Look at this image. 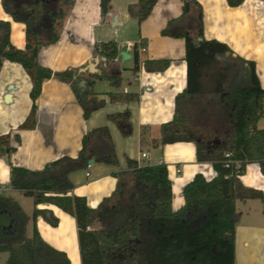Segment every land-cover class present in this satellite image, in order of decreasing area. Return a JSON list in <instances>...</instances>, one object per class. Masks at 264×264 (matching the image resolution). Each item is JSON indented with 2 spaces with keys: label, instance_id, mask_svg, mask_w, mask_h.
I'll return each mask as SVG.
<instances>
[{
  "label": "trees",
  "instance_id": "trees-1",
  "mask_svg": "<svg viewBox=\"0 0 264 264\" xmlns=\"http://www.w3.org/2000/svg\"><path fill=\"white\" fill-rule=\"evenodd\" d=\"M12 1L1 0V3L14 21L25 25V46L19 49L11 44L10 23L0 20V67L3 60L18 63L31 81L30 111L17 130L36 126V99L43 81L50 77L70 81L83 117L88 118L103 104L93 91L95 82L111 79L100 73L84 77L72 71L53 72L40 66L37 60L39 47L59 38L60 22L65 17L63 5L68 0H57L53 10L45 9L46 0H29L10 9ZM156 1L138 0L128 7V13L141 22L151 13ZM226 2L235 7L243 0ZM107 3L108 0H100L102 16ZM192 5L198 6V11L194 22H188ZM44 16L45 36L41 33ZM188 23L193 24L200 37L198 42L187 28ZM161 35L184 40L186 86L174 97V115L161 124L159 141L161 144L193 142L196 160L210 162L216 173L210 180L195 174L182 190V207L176 211L171 208V181L165 164L151 165L129 158L127 170L116 173L118 180L112 195L98 207H88L84 196L69 194L70 171L85 167L91 159L117 164L106 126L94 128L82 137L76 158H58L41 170L10 167L9 186L31 197L34 206L48 203L74 217L81 264H235L236 201L259 199L264 213V193L245 187L239 179L245 165L252 162L259 165L264 176V129L256 126L264 116V88L260 86L254 62L239 57L222 42L203 37L202 11L195 0H182L181 14L167 22ZM94 52L112 62L118 54L117 44L96 43ZM133 61L132 69L136 70V44ZM217 61L221 66L214 69ZM169 64V59H146L143 68L146 72H163ZM137 98L136 93L109 94L110 101L130 102ZM197 113L215 125L216 131L198 138V131L190 127ZM108 118L129 124V111ZM96 134L104 141L99 152L92 148ZM11 139L20 143L19 133L0 134V158L16 150ZM38 215L50 225H57L52 214L34 208L32 232L28 236L29 217L13 197L0 193V253H7L5 264H70L65 252L51 247L40 236L35 225ZM94 224L98 227L94 228Z\"/></svg>",
  "mask_w": 264,
  "mask_h": 264
},
{
  "label": "crops",
  "instance_id": "crops-1",
  "mask_svg": "<svg viewBox=\"0 0 264 264\" xmlns=\"http://www.w3.org/2000/svg\"><path fill=\"white\" fill-rule=\"evenodd\" d=\"M28 1L13 0L9 8L14 9L19 3ZM195 1L202 11L203 37L222 42L239 57L253 61L260 86L264 88V0H243L235 7L229 6L226 0ZM137 2L108 0L107 11L102 16L100 0H68L63 5L65 17L61 21L59 38L38 49V64L53 72L72 71L76 76L84 77L100 73L111 79L95 82L93 91L96 99L103 104L86 119L70 81L50 77L43 81L36 99V126L17 130L30 111L31 81L20 64L3 60L0 67V134L10 133L13 136L18 132L20 143L16 144L11 139L16 150L0 158V176H6V183L0 192L6 190L5 195L13 197L24 212L15 197L16 194H24L9 186L11 165L41 170L58 158H76L82 137L102 126L108 128L117 164L91 159L85 167H78L67 175L72 184L69 194L84 196L90 208L98 207L112 195L118 180L116 173L127 170V158L139 163L166 165L171 181L173 211L183 206L182 190L195 174H202L206 180L215 176L210 162L196 160L193 142L161 144L159 141L161 124L174 115V97L186 86L184 40L161 35L167 22L181 14L182 0H157L151 13L141 22L128 13V7ZM48 3L46 0L45 9ZM197 11L198 6L192 5L187 15L188 22H194ZM0 20L10 23L11 44L23 49L25 25L12 19L1 0ZM42 22L41 33L45 35L46 16ZM190 33L195 42L200 40L196 30ZM107 41L117 44L118 54L112 62L94 52L96 43ZM135 44L138 69L133 70ZM146 59H169L170 64L163 72H146L143 68ZM110 93H136L138 98L130 102L110 101ZM125 110L129 111V124L116 123L108 118V115ZM256 126L264 129V116ZM103 145L100 134H96L92 141L93 150L99 152ZM142 152L147 154L146 158H142ZM239 179L245 187L264 193V176L257 163L246 164ZM235 207V264H264L261 201L237 200ZM34 208L45 209L47 215L50 213L57 219V225L52 226L42 215L36 217L35 225L42 239L51 247L65 252L70 264H81L74 217L48 203L33 204ZM26 215L32 227V214Z\"/></svg>",
  "mask_w": 264,
  "mask_h": 264
},
{
  "label": "rangeland",
  "instance_id": "rangeland-1",
  "mask_svg": "<svg viewBox=\"0 0 264 264\" xmlns=\"http://www.w3.org/2000/svg\"><path fill=\"white\" fill-rule=\"evenodd\" d=\"M49 3L48 5L46 6V9H54L55 6L57 5V0H48ZM60 21H58L57 23H59ZM61 24V22H60ZM58 28L60 27L59 25L57 26ZM187 28L190 30V31H195V28L193 27V24H187ZM47 29V28H45ZM47 34V33H45ZM45 36V35H44ZM221 66V62L217 61L213 68L217 69V68H220ZM199 113L195 114L194 115V118L191 119L190 121V127H192L193 129L197 130L198 131V138L201 137L202 135H204L205 133H210V132H215L216 131V126L215 125H212L210 123H208L207 121H205L202 117H199L198 116ZM3 162V160H2ZM4 177L6 178V176H0V179ZM6 183V180H0V184H1V190L2 188H4L3 186L5 185ZM0 193H4L6 194V190L3 192H0ZM15 197L18 199V201L21 203L22 207L24 208L25 212L31 216L32 214V210H33V203H32V199L31 197L29 196H26V195H18L16 194ZM94 228H97L98 227V224H94L93 225ZM31 224H28V228H27V235L30 236L31 235ZM7 256V253L6 252H2L0 253V264L4 262L5 258Z\"/></svg>",
  "mask_w": 264,
  "mask_h": 264
},
{
  "label": "built area",
  "instance_id": "built-area-1",
  "mask_svg": "<svg viewBox=\"0 0 264 264\" xmlns=\"http://www.w3.org/2000/svg\"><path fill=\"white\" fill-rule=\"evenodd\" d=\"M225 155H226L227 157L230 156L229 153H226ZM141 156H142V158H146V157H147V154H146L145 152H142V153H141ZM177 171H179V170H177ZM2 190H3V188H2ZM87 229H89V227H88Z\"/></svg>",
  "mask_w": 264,
  "mask_h": 264
},
{
  "label": "water",
  "instance_id": "water-1",
  "mask_svg": "<svg viewBox=\"0 0 264 264\" xmlns=\"http://www.w3.org/2000/svg\"><path fill=\"white\" fill-rule=\"evenodd\" d=\"M91 162V160H89V163Z\"/></svg>",
  "mask_w": 264,
  "mask_h": 264
}]
</instances>
